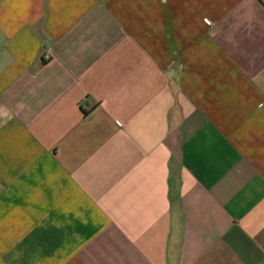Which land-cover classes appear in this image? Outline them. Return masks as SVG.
Returning <instances> with one entry per match:
<instances>
[{
    "label": "crops",
    "instance_id": "crops-1",
    "mask_svg": "<svg viewBox=\"0 0 264 264\" xmlns=\"http://www.w3.org/2000/svg\"><path fill=\"white\" fill-rule=\"evenodd\" d=\"M0 264H264V0H0Z\"/></svg>",
    "mask_w": 264,
    "mask_h": 264
},
{
    "label": "built area",
    "instance_id": "built-area-1",
    "mask_svg": "<svg viewBox=\"0 0 264 264\" xmlns=\"http://www.w3.org/2000/svg\"><path fill=\"white\" fill-rule=\"evenodd\" d=\"M205 22H206L207 24H210V23H211V21H210L209 19L205 20Z\"/></svg>",
    "mask_w": 264,
    "mask_h": 264
}]
</instances>
